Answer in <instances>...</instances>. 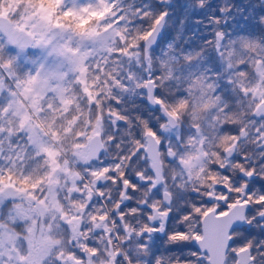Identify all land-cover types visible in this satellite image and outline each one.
<instances>
[{"label":"snow or ice","instance_id":"obj_1","mask_svg":"<svg viewBox=\"0 0 264 264\" xmlns=\"http://www.w3.org/2000/svg\"><path fill=\"white\" fill-rule=\"evenodd\" d=\"M0 264H264V0H0Z\"/></svg>","mask_w":264,"mask_h":264}]
</instances>
